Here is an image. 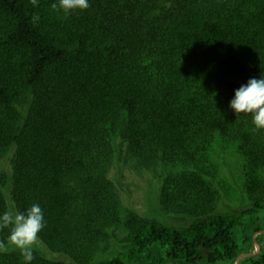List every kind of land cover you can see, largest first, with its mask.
Instances as JSON below:
<instances>
[{
	"label": "trees",
	"instance_id": "obj_1",
	"mask_svg": "<svg viewBox=\"0 0 264 264\" xmlns=\"http://www.w3.org/2000/svg\"><path fill=\"white\" fill-rule=\"evenodd\" d=\"M56 2L0 0V214L5 194L17 211L38 203V239L65 259L32 264L236 263L261 232L264 129L229 102L264 76V0H89L71 13ZM218 136L244 162L237 211H217L218 171L200 163ZM124 152L159 171L163 208L191 222L131 213L122 250L108 257L122 224L110 172ZM180 163L190 175L163 176ZM250 263L264 264V251L240 264ZM0 264L22 258L0 254Z\"/></svg>",
	"mask_w": 264,
	"mask_h": 264
},
{
	"label": "rangeland",
	"instance_id": "obj_2",
	"mask_svg": "<svg viewBox=\"0 0 264 264\" xmlns=\"http://www.w3.org/2000/svg\"><path fill=\"white\" fill-rule=\"evenodd\" d=\"M125 157L126 153L124 152V157L121 156L117 159L110 172V178L117 185L120 194L122 224L114 228L112 232L113 238L109 243L108 257L115 256L117 252L122 250V240L126 236L124 223L131 213L169 225L184 226L191 222L189 216L174 215L163 208L161 203L163 183L162 176L158 170L137 168L132 163L126 162ZM3 162L4 160L0 162V168ZM200 163L211 171L215 169L218 171L217 181L219 184L216 187L212 186L220 193V201L217 205L218 212L237 211L245 204L247 193L245 190L246 177L243 172L244 162L235 145L226 143L221 136H218ZM192 171L186 169L183 163L170 164L165 169L163 176H167L173 172H182L190 175ZM1 172H3L5 177L10 179L12 174V157L4 163ZM5 198L9 210L17 211L13 206L14 201L11 199L10 194H5ZM261 217L262 219L258 220L261 232L257 234L256 240L251 246L242 247L241 261L249 257L247 254H259L264 251V211ZM0 254L4 256L18 254L22 258L19 249H10L6 253ZM41 255L47 259L53 260L56 258L62 262L65 261L64 255L51 251L38 239V243L34 246V257ZM219 264L233 263L228 261ZM234 264H237V262Z\"/></svg>",
	"mask_w": 264,
	"mask_h": 264
},
{
	"label": "clouds",
	"instance_id": "obj_3",
	"mask_svg": "<svg viewBox=\"0 0 264 264\" xmlns=\"http://www.w3.org/2000/svg\"><path fill=\"white\" fill-rule=\"evenodd\" d=\"M34 7L39 0H31ZM90 7L89 0H57L52 5L54 10L71 13L74 10H86ZM38 20V17H34ZM229 108L237 115H251L255 129H264V76L250 78L245 84L234 90ZM46 226L44 212L38 203H33L24 211H5L0 214V231L8 230L6 240H0V253L10 249H19L22 264H32L34 246L38 243V234Z\"/></svg>",
	"mask_w": 264,
	"mask_h": 264
},
{
	"label": "water",
	"instance_id": "obj_4",
	"mask_svg": "<svg viewBox=\"0 0 264 264\" xmlns=\"http://www.w3.org/2000/svg\"><path fill=\"white\" fill-rule=\"evenodd\" d=\"M247 255L252 256V255H255V253H253V254H247ZM241 259H242V255L238 258L237 264H240Z\"/></svg>",
	"mask_w": 264,
	"mask_h": 264
}]
</instances>
